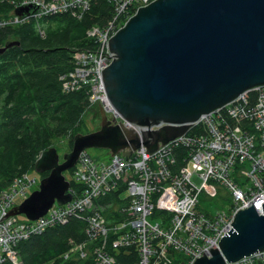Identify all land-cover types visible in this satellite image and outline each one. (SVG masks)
Instances as JSON below:
<instances>
[{
  "label": "built area",
  "instance_id": "1",
  "mask_svg": "<svg viewBox=\"0 0 264 264\" xmlns=\"http://www.w3.org/2000/svg\"><path fill=\"white\" fill-rule=\"evenodd\" d=\"M110 1L114 5L112 20L104 28L94 27L87 32L88 37L96 39L98 48L74 52L73 70L61 77L63 90L85 88L89 105L96 106L98 111L102 108L111 125L133 130L140 136L137 128H147L124 121L108 102L102 72L112 61L109 39L138 8L154 0ZM89 2L21 0L18 8L32 5L35 11L28 16L14 13L10 19L0 21V26L21 24L30 17L37 20L64 13L80 16ZM252 91L257 93L254 101L246 97L248 92L239 95L190 126H199L200 133L185 134L152 153L146 154L142 145L128 158L107 151L108 159L103 162L82 151L67 179L79 184L80 192L69 188L67 193L72 197L69 202L63 205L54 202L44 216L34 221L8 213L28 198L34 188L38 189L37 180L25 173L15 176L6 186L0 184V264L6 259L16 263L15 247L20 241L63 225L70 216L85 211L86 234L92 246L80 244L71 252H77L80 258L91 256L93 264H124L117 257L131 254H135V261L127 264H193L203 253L210 257L209 249H219L221 238L232 229L239 210L251 207L253 202L262 211L264 87ZM177 145L184 150L181 164L172 154ZM192 177L197 178L199 185ZM122 187L123 206L118 210L121 218L109 224L93 202ZM202 194L207 197L201 198ZM217 196L229 197L230 205L212 206L208 199ZM166 212L167 216L161 215ZM259 263H264V250L235 263L224 261V264Z\"/></svg>",
  "mask_w": 264,
  "mask_h": 264
},
{
  "label": "water",
  "instance_id": "2",
  "mask_svg": "<svg viewBox=\"0 0 264 264\" xmlns=\"http://www.w3.org/2000/svg\"><path fill=\"white\" fill-rule=\"evenodd\" d=\"M31 5L16 10L30 15ZM18 45L9 42L0 49ZM111 63L102 72L108 102L133 130L111 125L99 107V129L73 137L60 162L54 147L40 154L38 189L8 215L34 221L56 202L71 200L70 171L86 149L128 158L141 145L146 154L185 135L201 116L264 87V0H154L138 8L108 41ZM155 127V128H152ZM219 249L193 264L235 263L264 250V203L239 210Z\"/></svg>",
  "mask_w": 264,
  "mask_h": 264
},
{
  "label": "trees",
  "instance_id": "3",
  "mask_svg": "<svg viewBox=\"0 0 264 264\" xmlns=\"http://www.w3.org/2000/svg\"><path fill=\"white\" fill-rule=\"evenodd\" d=\"M20 1L0 0L1 22L23 7L18 8ZM130 12L133 14L132 8ZM113 15L114 5L110 0H90L88 9L80 16L64 13L37 20L30 17L21 24L0 26V49L9 42H18L0 54L1 186L8 185L17 175L34 171L36 160L53 146V139L68 137V150L71 149L73 137L81 133V118L89 107V96L85 88L64 91L61 77L73 70L75 51L98 48L96 39L88 37L87 32L94 27H106ZM256 95L250 91L246 97L254 101ZM95 111L99 115L97 107ZM200 131L199 126H192L186 135ZM172 154L181 164L183 147L175 146ZM72 171L64 173L70 175ZM47 175L48 172L40 176ZM70 189L79 193L81 186L70 180ZM123 189L93 202L109 224L121 218L118 210L123 206L120 200ZM213 200L214 197L208 199L212 206L217 205ZM225 200L224 204L230 205L229 198ZM87 214V211L78 212L65 224L20 241L15 247L16 263L6 259L2 264H93L91 256L80 258L77 252H71L80 244L92 246L86 234ZM161 215L167 216L168 212ZM117 260L127 264L135 261V254L119 255Z\"/></svg>",
  "mask_w": 264,
  "mask_h": 264
},
{
  "label": "rangeland",
  "instance_id": "4",
  "mask_svg": "<svg viewBox=\"0 0 264 264\" xmlns=\"http://www.w3.org/2000/svg\"><path fill=\"white\" fill-rule=\"evenodd\" d=\"M96 107L95 106H90L84 111L83 115H82V120H81V125H80V132L81 134H83L84 132H86L85 134L91 133V132H95L99 129V115H97L96 111H95ZM99 113V112H98ZM68 142H69V138L68 137H64V138H60V139H53L52 143L53 146L60 158V162L62 160V157L65 153L69 152L70 150H68L69 146H68ZM87 154L90 155L93 159H95L96 161H103L106 162L108 159V154H107V150H103V149H86ZM72 170V169H71ZM68 172V171H67ZM28 175L31 179H36L37 182L39 183L41 176L39 174H37L34 171H29ZM64 176L66 179L69 178V175H67L66 173H64ZM240 179H243V176L240 177ZM192 181L196 184L199 185V181L197 180V178L192 177ZM36 188L33 189V191ZM204 196V197H202ZM202 198H206L207 196L205 194L201 195ZM215 201L217 204H221L222 203V207L224 206V201H226L225 199L227 198V196L225 197H221V196H217L214 197ZM229 198V197H228ZM20 219H23L22 216H19Z\"/></svg>",
  "mask_w": 264,
  "mask_h": 264
}]
</instances>
